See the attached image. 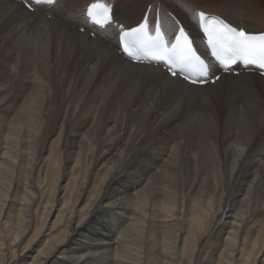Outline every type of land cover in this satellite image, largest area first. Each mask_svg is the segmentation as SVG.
<instances>
[{
    "label": "bare ground",
    "instance_id": "bare-ground-1",
    "mask_svg": "<svg viewBox=\"0 0 264 264\" xmlns=\"http://www.w3.org/2000/svg\"><path fill=\"white\" fill-rule=\"evenodd\" d=\"M91 1L0 0V264H264V77L135 64ZM108 1L264 32V0Z\"/></svg>",
    "mask_w": 264,
    "mask_h": 264
},
{
    "label": "snow or ice",
    "instance_id": "snow-or-ice-1",
    "mask_svg": "<svg viewBox=\"0 0 264 264\" xmlns=\"http://www.w3.org/2000/svg\"><path fill=\"white\" fill-rule=\"evenodd\" d=\"M30 3V0H28ZM48 4L55 3V0H47ZM93 8H97L93 5ZM88 15L93 16V10H88ZM96 15L102 19L94 20L95 23L104 26L111 23V13L107 7L99 8ZM199 18L203 25V31L209 37V44L214 49L213 54L221 62H235L241 60L245 64H257L264 68V34L253 36L244 30H237L228 24H222L215 19L208 23V17L204 11L199 12ZM119 42L123 52L132 60H139L141 55L150 56L154 61H163L179 68L181 72L190 71L194 75L206 76L207 66L196 54L188 34L183 27L178 29L176 43L169 48L160 33L156 29V35L148 34L147 23H140L138 27L132 28L119 36ZM172 76H177V72L169 69ZM185 80L189 77L185 76ZM198 81L193 80L192 83ZM203 83L204 81H199Z\"/></svg>",
    "mask_w": 264,
    "mask_h": 264
}]
</instances>
